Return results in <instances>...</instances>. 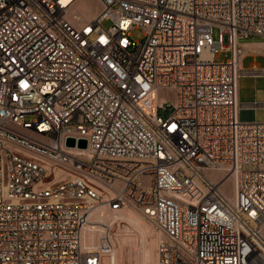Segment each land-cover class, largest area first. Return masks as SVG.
<instances>
[{
    "label": "built area",
    "instance_id": "built-area-1",
    "mask_svg": "<svg viewBox=\"0 0 264 264\" xmlns=\"http://www.w3.org/2000/svg\"><path fill=\"white\" fill-rule=\"evenodd\" d=\"M72 1L0 0V264H101L83 232L126 208L156 264H264V121L241 115L264 102L238 95L264 0Z\"/></svg>",
    "mask_w": 264,
    "mask_h": 264
},
{
    "label": "rangeland",
    "instance_id": "rangeland-1",
    "mask_svg": "<svg viewBox=\"0 0 264 264\" xmlns=\"http://www.w3.org/2000/svg\"><path fill=\"white\" fill-rule=\"evenodd\" d=\"M81 3L83 7L78 11L81 12L84 17H87V10L91 12L93 5H96V3L94 0H82ZM102 25L107 27L110 25V21L104 20L102 21ZM143 32L141 28H133L131 30L132 39L142 41ZM213 37L215 39L218 37V30L216 28H213ZM222 59H224V53H217L215 60L221 61ZM240 84V99L242 101L252 99L254 93L253 79L249 78V80H246L242 78ZM255 84L264 94V80H257ZM255 120L264 121V109L256 111ZM229 188L230 186H226V191L230 195ZM120 215H126L125 219L121 222H115L110 218H104L102 220L106 226L101 229L100 242L97 244V248L103 251L102 264H156V237L153 233L152 224L144 217L140 219L127 215L126 211L122 212ZM140 220L145 222V227L141 225ZM87 232L88 230H85L83 234ZM106 247L111 248L108 256L106 254Z\"/></svg>",
    "mask_w": 264,
    "mask_h": 264
},
{
    "label": "crops",
    "instance_id": "crops-1",
    "mask_svg": "<svg viewBox=\"0 0 264 264\" xmlns=\"http://www.w3.org/2000/svg\"><path fill=\"white\" fill-rule=\"evenodd\" d=\"M240 44L243 47V56L241 58V66L245 69H250L252 67L264 69V40L259 37H249L246 39L240 40ZM244 79H253L254 81V88H253V98L250 100H241L239 97V100L241 102H264V94L261 90H259L255 85L257 80H264V75H260L257 77L252 76H242L240 80ZM240 80H239V91L238 95L240 96ZM261 108H255V111H252L250 109H244L241 111V115L244 117H248L249 119H253V114L255 116L256 111ZM102 229V228H101ZM101 229L98 233V242L100 238Z\"/></svg>",
    "mask_w": 264,
    "mask_h": 264
},
{
    "label": "bare ground",
    "instance_id": "bare-ground-1",
    "mask_svg": "<svg viewBox=\"0 0 264 264\" xmlns=\"http://www.w3.org/2000/svg\"><path fill=\"white\" fill-rule=\"evenodd\" d=\"M63 1H67V0H63ZM81 1L82 0H73L72 1V3H71V5H70V9H69V16L70 17H75V16H77L76 14H80L81 15V18H82V20H86V19H89V18H91V17H93L94 15H95V13L97 12V10L100 8V5H99V3H98V1H96V0H94L95 1V3H96V5L94 4L93 5V8H92V11L91 12H89V10H87V13H88V16L87 17H84L82 14H81V12H79L78 10L79 9H81L82 7H83V5H82V3H81ZM89 9V8H88ZM47 165H48V167H51V168H53L54 167V165L52 164V163H47ZM52 171H51V173H52V175H53V177H57V176H59V173L58 172H55L53 169H51ZM61 172V171H60ZM95 187L99 190V191H101V192H103V193H106L107 192V189H105L103 186H101V185H99V184H96L95 183ZM229 190H230V193L232 194V189H231V187L229 188ZM231 194H230V196H231ZM127 212V215H130V216H133V217H138V218H140V219H143L142 217H144L142 214H141V212H139V211H137V210H135L134 208H126L125 210H124V212ZM125 216L126 215H119V216H114V215H112V214H108L107 216H106V218H110V219H112L113 221H115V222H121L122 220H124L125 219ZM145 218V217H144ZM146 219V218H145ZM147 220V219H146ZM141 221V220H140ZM103 222V221H102ZM150 222V221H149ZM104 223V222H103ZM151 223V222H150ZM152 224V223H151ZM141 225L143 226V227H145V222H143V221H141ZM105 226H106V224L104 223V226L103 227H101V228H105ZM152 226H153V224H152ZM101 228H99V229H97V230H94V231H89L88 230V232L86 233V234H83V239H84V243H85V245H86V247L87 248H97L98 246H97V244H99V242H100V238H99V242H98V233H99V230L101 229ZM104 230V229H103ZM153 233H154V235H155V237H156V247H155V254H156V256H155V258L157 259V243H158V241L160 240V238H161V234L158 232V231H156V229L154 228V226H153ZM85 232V231H84ZM83 232V233H84ZM110 250H111V248H107V256L109 255V252H110ZM155 263H156V260H155ZM102 264V263H101Z\"/></svg>",
    "mask_w": 264,
    "mask_h": 264
},
{
    "label": "water",
    "instance_id": "water-1",
    "mask_svg": "<svg viewBox=\"0 0 264 264\" xmlns=\"http://www.w3.org/2000/svg\"><path fill=\"white\" fill-rule=\"evenodd\" d=\"M65 145L66 146H77V147H79V148H86V146H87V141H86V139H84V138H80V139H78V140H75L74 138H72V137H68L67 139H66V142H65Z\"/></svg>",
    "mask_w": 264,
    "mask_h": 264
}]
</instances>
